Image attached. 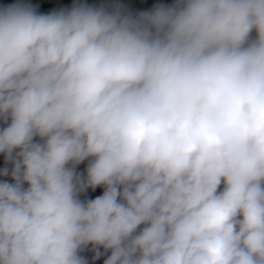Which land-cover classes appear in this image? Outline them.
<instances>
[{
	"label": "clouds",
	"instance_id": "clouds-1",
	"mask_svg": "<svg viewBox=\"0 0 264 264\" xmlns=\"http://www.w3.org/2000/svg\"><path fill=\"white\" fill-rule=\"evenodd\" d=\"M0 121V264H264V0L2 4Z\"/></svg>",
	"mask_w": 264,
	"mask_h": 264
},
{
	"label": "water",
	"instance_id": "water-1",
	"mask_svg": "<svg viewBox=\"0 0 264 264\" xmlns=\"http://www.w3.org/2000/svg\"><path fill=\"white\" fill-rule=\"evenodd\" d=\"M87 5L92 6V7H104L108 11H112L116 8H119L122 11V13L130 15V13L127 12V10L124 8V6H122L120 3H117L114 1H107V2L102 3L101 5H90V4H87ZM71 7H68L66 9H70ZM252 36L253 37L255 36L254 32L252 33ZM5 126H6V124L3 121H0V128H3ZM36 139H39V138H36ZM87 163L88 162L85 161L82 164L78 165L77 171L82 172L86 175ZM4 168H8L9 170H11L12 164L5 160L3 153H0V172H2V170ZM0 181H7L9 183L13 182L10 174L8 176L0 175ZM26 186L27 185H25V187ZM102 192H103L102 187L97 188L95 191H93L92 189H88L84 193L80 194V199H82V200L92 199V198H95V196L102 194ZM99 251L102 253L100 255V257L98 259H93V257L95 256L96 253H95V250L92 248V246L89 245L87 247V249H85L81 253V255L86 258V260L88 261V264H104V261L110 255V251L105 252V250L102 247L99 249Z\"/></svg>",
	"mask_w": 264,
	"mask_h": 264
},
{
	"label": "built area",
	"instance_id": "built-area-1",
	"mask_svg": "<svg viewBox=\"0 0 264 264\" xmlns=\"http://www.w3.org/2000/svg\"><path fill=\"white\" fill-rule=\"evenodd\" d=\"M114 1L120 3V0H24L26 3H31L38 13L47 14L51 11H59L73 6L74 4H90V5H101L103 2ZM149 9L151 11L155 6L163 4L165 6H172L176 3V0H148ZM16 0H0V5L5 3H13ZM144 12V11H143Z\"/></svg>",
	"mask_w": 264,
	"mask_h": 264
},
{
	"label": "trees",
	"instance_id": "trees-1",
	"mask_svg": "<svg viewBox=\"0 0 264 264\" xmlns=\"http://www.w3.org/2000/svg\"><path fill=\"white\" fill-rule=\"evenodd\" d=\"M119 2L129 12H143L150 8L148 0H120Z\"/></svg>",
	"mask_w": 264,
	"mask_h": 264
},
{
	"label": "rangeland",
	"instance_id": "rangeland-1",
	"mask_svg": "<svg viewBox=\"0 0 264 264\" xmlns=\"http://www.w3.org/2000/svg\"><path fill=\"white\" fill-rule=\"evenodd\" d=\"M127 12H129V11H127ZM141 12L142 11H135V12H129V13H130V15L135 17V16L139 15Z\"/></svg>",
	"mask_w": 264,
	"mask_h": 264
},
{
	"label": "flooded vegetation",
	"instance_id": "flooded-vegetation-1",
	"mask_svg": "<svg viewBox=\"0 0 264 264\" xmlns=\"http://www.w3.org/2000/svg\"><path fill=\"white\" fill-rule=\"evenodd\" d=\"M104 3V2H103Z\"/></svg>",
	"mask_w": 264,
	"mask_h": 264
}]
</instances>
